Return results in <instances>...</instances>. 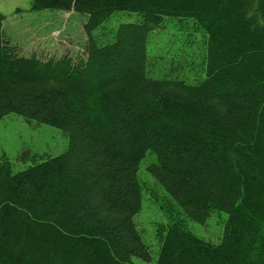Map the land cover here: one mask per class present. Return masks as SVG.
Returning a JSON list of instances; mask_svg holds the SVG:
<instances>
[{"label": "trees", "instance_id": "trees-1", "mask_svg": "<svg viewBox=\"0 0 264 264\" xmlns=\"http://www.w3.org/2000/svg\"><path fill=\"white\" fill-rule=\"evenodd\" d=\"M31 10L86 16L83 56H19L0 13V119L13 113L68 135L61 155L13 173L0 164V264L151 261L135 229L147 171L178 207L203 223L227 215L220 241L199 239L160 205L155 264H264V0H31ZM118 11L106 45L92 32ZM164 17L206 34L197 85L146 76L148 33ZM150 197H155L153 193Z\"/></svg>", "mask_w": 264, "mask_h": 264}, {"label": "rangeland", "instance_id": "rangeland-1", "mask_svg": "<svg viewBox=\"0 0 264 264\" xmlns=\"http://www.w3.org/2000/svg\"><path fill=\"white\" fill-rule=\"evenodd\" d=\"M31 0H0V13L4 16V38L22 57L36 55L40 59H58L63 55L72 58L83 56L86 35L83 25L86 16L59 10H31ZM142 16L134 12L118 11L103 21L92 32L98 45L112 41L116 29L125 23H141ZM206 34L192 19L164 17L159 27L148 33L146 44V76L153 80L181 81L197 85L205 78ZM68 147V135L44 123L26 121L10 113L0 119V164L7 159L13 173L22 171L42 160L54 158ZM156 162L147 152L139 164L137 177L143 185L141 207L133 216L136 231L149 249L150 262L132 258L133 264H155L159 242L155 236L157 224H167L160 205L171 204L175 221L193 235L206 242L217 244L223 234L227 215L214 212L197 223L179 214L178 207L147 171ZM153 193L155 197H150Z\"/></svg>", "mask_w": 264, "mask_h": 264}]
</instances>
